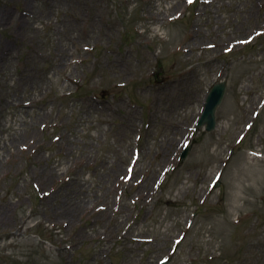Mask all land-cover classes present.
Returning a JSON list of instances; mask_svg holds the SVG:
<instances>
[{"label": "rangeland", "instance_id": "1", "mask_svg": "<svg viewBox=\"0 0 264 264\" xmlns=\"http://www.w3.org/2000/svg\"><path fill=\"white\" fill-rule=\"evenodd\" d=\"M209 1L0 0V264H264V0Z\"/></svg>", "mask_w": 264, "mask_h": 264}, {"label": "water", "instance_id": "2", "mask_svg": "<svg viewBox=\"0 0 264 264\" xmlns=\"http://www.w3.org/2000/svg\"><path fill=\"white\" fill-rule=\"evenodd\" d=\"M223 86L220 87H216L212 94L210 95L209 99H208V103H207V107H206V111L204 114V117L202 119L201 124L203 125L204 123H206L207 126V130L211 131L214 129L215 124H216V109H217V105L220 102L221 99V90H222Z\"/></svg>", "mask_w": 264, "mask_h": 264}]
</instances>
